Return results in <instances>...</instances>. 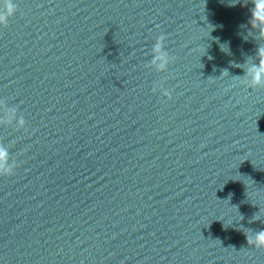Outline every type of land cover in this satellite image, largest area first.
Instances as JSON below:
<instances>
[{"label":"water","instance_id":"1","mask_svg":"<svg viewBox=\"0 0 264 264\" xmlns=\"http://www.w3.org/2000/svg\"><path fill=\"white\" fill-rule=\"evenodd\" d=\"M12 3L0 264H264L254 0Z\"/></svg>","mask_w":264,"mask_h":264},{"label":"clouds","instance_id":"2","mask_svg":"<svg viewBox=\"0 0 264 264\" xmlns=\"http://www.w3.org/2000/svg\"><path fill=\"white\" fill-rule=\"evenodd\" d=\"M256 4V8L253 10V19H261L264 20V0H254ZM17 6L12 3V0H5L4 3V12L0 14V23H7V21L14 16L17 12ZM158 55L160 58H163L162 51L157 49ZM256 246L264 247V230L260 231L256 234Z\"/></svg>","mask_w":264,"mask_h":264}]
</instances>
